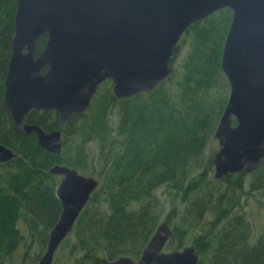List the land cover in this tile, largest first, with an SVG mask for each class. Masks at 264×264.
Returning a JSON list of instances; mask_svg holds the SVG:
<instances>
[{
	"label": "trees",
	"instance_id": "obj_1",
	"mask_svg": "<svg viewBox=\"0 0 264 264\" xmlns=\"http://www.w3.org/2000/svg\"><path fill=\"white\" fill-rule=\"evenodd\" d=\"M17 4L0 0V142L19 152L0 162V264H38L46 250L62 210L61 175L50 171L57 162L95 175L99 185L57 248L55 262L137 259L168 219L166 250L193 243L198 264H264V226L255 235L244 210L255 190L264 198V161L252 172L217 179L216 148L207 153L230 94L221 60L233 9L222 7L189 25L173 53L170 77L155 89L118 98L112 79H105L90 108L62 128V150L53 154L35 132L15 126L4 105ZM46 41L45 33L36 55ZM26 120L52 130L60 119L55 109H32ZM208 214L212 220L204 221Z\"/></svg>",
	"mask_w": 264,
	"mask_h": 264
},
{
	"label": "water",
	"instance_id": "obj_2",
	"mask_svg": "<svg viewBox=\"0 0 264 264\" xmlns=\"http://www.w3.org/2000/svg\"><path fill=\"white\" fill-rule=\"evenodd\" d=\"M225 6L233 9L221 60L230 94L215 131L220 147L214 176L252 172L264 161V0H18L4 105L18 128L35 132L39 145L58 154L62 128L90 108L105 79H112L118 98L155 89L170 77L173 53L189 25ZM45 33L46 44L36 55ZM32 109L57 110L59 127L27 122ZM18 155L0 142V162ZM50 171L61 175L62 210L38 264H76L55 262V252L99 179L58 162ZM171 234L163 219L139 258L104 257L103 263L198 264L193 243L164 248Z\"/></svg>",
	"mask_w": 264,
	"mask_h": 264
},
{
	"label": "rangeland",
	"instance_id": "obj_3",
	"mask_svg": "<svg viewBox=\"0 0 264 264\" xmlns=\"http://www.w3.org/2000/svg\"><path fill=\"white\" fill-rule=\"evenodd\" d=\"M213 147L216 148L215 151H217L219 149L220 144H219L218 139H213L211 141L210 146L207 150V153H210L212 151ZM215 151H214V153H215ZM248 178L250 179V178H252V176L250 175V176H248ZM255 194H256L255 196L249 197L248 204H245L244 210L247 212V214L249 215V217L253 221V223L255 225L254 226V232H255V235H257L260 233L262 227L264 226V205H260L258 199H260V198L264 199V198L260 195V192H258L257 190H255ZM247 197L248 196L243 195L242 201L245 202ZM170 207H171L170 204H168V207H167L165 213L163 214V218L166 216V213L170 210ZM212 218H213V216L211 214H208L205 216L204 221L212 220ZM18 261H19V256L15 255L14 262H18Z\"/></svg>",
	"mask_w": 264,
	"mask_h": 264
},
{
	"label": "flooded vegetation",
	"instance_id": "obj_4",
	"mask_svg": "<svg viewBox=\"0 0 264 264\" xmlns=\"http://www.w3.org/2000/svg\"><path fill=\"white\" fill-rule=\"evenodd\" d=\"M15 125V124H14ZM16 126V125H15ZM20 129V128H19ZM17 152V151H16ZM19 156V155H18ZM17 157V156H16ZM9 161V160H8ZM61 179V178H60Z\"/></svg>",
	"mask_w": 264,
	"mask_h": 264
}]
</instances>
